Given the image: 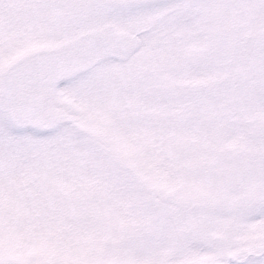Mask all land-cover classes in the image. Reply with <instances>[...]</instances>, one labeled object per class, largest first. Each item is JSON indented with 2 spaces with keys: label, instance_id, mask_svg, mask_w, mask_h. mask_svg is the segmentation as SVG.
<instances>
[{
  "label": "snow or ice",
  "instance_id": "obj_1",
  "mask_svg": "<svg viewBox=\"0 0 264 264\" xmlns=\"http://www.w3.org/2000/svg\"><path fill=\"white\" fill-rule=\"evenodd\" d=\"M0 264H264V0H0Z\"/></svg>",
  "mask_w": 264,
  "mask_h": 264
}]
</instances>
